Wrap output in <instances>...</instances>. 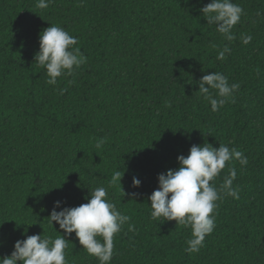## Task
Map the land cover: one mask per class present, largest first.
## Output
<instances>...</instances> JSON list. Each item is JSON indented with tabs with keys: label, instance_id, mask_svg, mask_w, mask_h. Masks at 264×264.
Here are the masks:
<instances>
[{
	"label": "trees",
	"instance_id": "1",
	"mask_svg": "<svg viewBox=\"0 0 264 264\" xmlns=\"http://www.w3.org/2000/svg\"><path fill=\"white\" fill-rule=\"evenodd\" d=\"M37 2L0 0V259L28 236H65L47 220L54 203L57 212L78 207L105 187L134 225L115 234L110 264H264V0H233L244 14L232 42L200 11L211 0ZM52 25L87 58L56 85L35 61ZM213 71L240 85L217 112L198 92ZM204 143L236 148L248 163L230 161L216 178L219 188L234 167L239 198L217 202L213 232L188 253L191 229L153 219L148 197L178 156ZM115 171L124 195L111 184ZM65 239L68 264H99L75 233Z\"/></svg>",
	"mask_w": 264,
	"mask_h": 264
},
{
	"label": "clouds",
	"instance_id": "2",
	"mask_svg": "<svg viewBox=\"0 0 264 264\" xmlns=\"http://www.w3.org/2000/svg\"><path fill=\"white\" fill-rule=\"evenodd\" d=\"M51 0H38L37 7L46 9ZM206 17L207 24L214 25L228 42L236 39L232 29L237 25L243 8L233 0H211L200 9ZM253 40L250 34H242L241 41L248 45ZM79 41L59 26H49L39 34V51L35 61L46 70L47 84L56 85L58 78L71 76L75 69L86 63L87 58L81 54ZM213 47H216L213 45ZM231 48L226 44L218 52L217 59L225 60ZM238 83L229 84L228 77L221 72L205 74L198 82V92L211 105V111H219L239 89ZM63 91V90H61ZM170 106V105H169ZM104 139L97 140L95 147L102 148ZM179 168L168 170L158 176V188L148 197L153 219L163 218L164 221H175L191 229L192 238L186 241V252L196 253L203 247L207 235L215 228V209L218 201L224 196L239 198V186L233 187L237 172L233 167L219 188L214 183L226 164L238 161L241 166L248 163L247 157L236 148L219 144L218 148L204 143L203 146L193 145L187 157H177ZM124 173L115 171L111 184H118L122 194L121 179ZM140 180L133 178L132 186L139 187ZM132 195H137L133 193ZM87 203L74 208H64L57 212L60 202L54 203L50 216L47 218L53 230V222L59 226L65 236L75 233L79 245L90 256L95 257L99 264H110L113 258L114 236L125 224L132 231L134 225L129 223L130 217L121 214L114 203L107 197L105 187H97L90 195ZM54 231V230H53ZM57 233L51 236L32 235L14 244L10 257L0 259V264H68L66 249L71 244Z\"/></svg>",
	"mask_w": 264,
	"mask_h": 264
}]
</instances>
